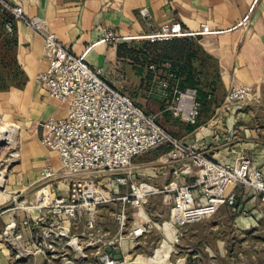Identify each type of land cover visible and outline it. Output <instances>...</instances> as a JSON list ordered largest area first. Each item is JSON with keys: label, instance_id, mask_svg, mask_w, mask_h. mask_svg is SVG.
Returning a JSON list of instances; mask_svg holds the SVG:
<instances>
[{"label": "crops", "instance_id": "0c3cea01", "mask_svg": "<svg viewBox=\"0 0 264 264\" xmlns=\"http://www.w3.org/2000/svg\"><path fill=\"white\" fill-rule=\"evenodd\" d=\"M4 1L12 6L20 5L29 19L44 20L64 48L77 57L82 56L89 66L102 69L104 81L120 92L129 94L135 104L145 112L159 113L158 123L164 124L167 133L176 134V138L180 140L195 141L213 160L231 161L243 155L254 162L257 168H262L263 172L262 119L257 118L253 106L248 104L228 107L224 105V100L232 87L247 86L254 90L255 95H263L261 87L264 83V0ZM142 9L147 10L148 20L140 15ZM246 17L247 26L244 27L242 21ZM172 23L180 24L182 30L188 34L200 32L202 25L208 26L209 30L208 34L187 37L195 44L197 54L202 58L200 65L204 68L192 72V76L212 80L215 70L218 79L213 98L200 112L196 128L174 119L169 112L163 111L164 106L150 94L154 85V73L148 67L164 61L165 50L168 49L161 47L152 50L149 48L150 44H180L181 38L171 42H152L147 37L157 33L162 25ZM13 26L15 58L30 87L23 94L0 93V102L5 100L14 114L25 117L27 125H31L23 145L26 152L34 154L35 167L39 174L46 166L57 169L59 161L58 155L44 148L41 142V124L49 118H63L67 105L50 98L42 87L39 89L33 83L35 76L46 67L41 38L22 22H14ZM209 65L212 67L211 71ZM4 138L6 137L0 134V140ZM229 146L233 149L229 150ZM252 146H255L254 152H251ZM171 160L170 154H166L158 158L136 161L123 174L102 173L84 178L87 185L96 184L104 194L108 191L114 197L113 202L97 208L99 228L104 234L113 236L112 240L118 243L115 251L106 250L112 258L125 259L127 263L128 259L149 258L158 244L153 245L155 248L152 246L149 255L141 252L138 247L141 248L146 241H164V230L168 225L177 232L169 222L175 196L169 186L174 182L179 185H193L196 173L183 171L185 165L181 161ZM121 175L126 181L116 182V177H122ZM131 184L146 190V208L157 203L154 209L152 208L154 214L147 215L143 209L130 203ZM57 185V191L64 193L63 195L68 193L63 196L67 198L70 192L68 186L61 181L57 182ZM193 191L195 195H199L198 190ZM50 192L47 193L49 202L60 197L59 193L56 195ZM228 194L235 196V211L223 206L222 210L219 209L223 216L214 218V228H223V242L221 244V241L213 239L212 244H209L211 251L207 257L204 254V257L210 264L216 262L214 258L232 253L230 249L227 251L225 248L228 241H245L253 235H258V239L263 237L261 235L264 233V207L259 196L251 194L241 185L229 189ZM151 207L153 206L149 208ZM81 211L87 210H80L74 218L79 217V232L84 223L80 218ZM31 214L37 218L42 212L34 210ZM117 214H123L126 218L125 228L123 223L118 225ZM163 218L166 219L162 220ZM21 230L25 237L29 236L26 228L21 226ZM136 231L140 234H135ZM220 244L223 246L222 251ZM170 253L167 257L169 264L181 262L182 255L173 262L172 258L170 260ZM7 256L8 250L0 246V264H6ZM210 259L212 260L209 261Z\"/></svg>", "mask_w": 264, "mask_h": 264}, {"label": "built area", "instance_id": "2783aa9c", "mask_svg": "<svg viewBox=\"0 0 264 264\" xmlns=\"http://www.w3.org/2000/svg\"><path fill=\"white\" fill-rule=\"evenodd\" d=\"M0 7L11 17V22L5 24L7 33H12L14 22H22L41 38L46 67L35 76V82L50 98L67 105L63 118H50L41 124V142L57 153L63 176H75L92 170L115 172L128 167L133 158L163 145L171 147L172 152L180 150L179 141L159 125V113L145 112L128 95L104 81L102 69L89 66L82 56L77 57L64 48L44 20L29 19L20 5L12 6L4 0H0ZM140 15L149 19L146 9L140 10ZM242 25L247 26V17ZM208 33L206 25L201 26L200 32L188 34L180 24L172 23L162 25L157 33L147 39L163 42ZM148 69L154 73L150 94L164 106L163 111L169 112L174 119L195 126L200 113L197 90L180 87L176 69L170 62L151 64ZM251 92L252 89L247 86L232 87L227 92L225 103H241L249 98ZM172 152L170 157H173ZM193 163L200 168L193 185L174 182L169 186L175 193L169 222L175 228L209 218L222 206L235 211V196L228 194V190L236 185L258 195L264 207V173L247 157L240 155L233 163L211 162L204 158ZM189 167V164L185 165V172H189ZM53 176L54 172L47 166L39 172L40 181ZM125 181L116 179L118 183ZM80 187L81 184H74L70 197H58L49 202L53 214L74 219L81 208L90 211L91 205L110 201L97 187L87 190L83 186L82 192ZM130 189V203L140 207L147 195L146 190L133 184ZM195 189L199 195L194 194ZM77 192H81V197H76ZM80 198L82 203L78 205L76 202ZM47 202L43 200L42 203ZM118 218L122 224L124 215L120 214ZM135 234L140 232L136 231ZM98 262L127 264L125 259H115L107 253L99 254Z\"/></svg>", "mask_w": 264, "mask_h": 264}, {"label": "rangeland", "instance_id": "374dc122", "mask_svg": "<svg viewBox=\"0 0 264 264\" xmlns=\"http://www.w3.org/2000/svg\"><path fill=\"white\" fill-rule=\"evenodd\" d=\"M15 73L14 51L10 50L5 44H0V93L11 94L14 92H21V94H23L28 90L30 84L26 76L23 81L18 77V74L15 75ZM10 77H12L13 80L5 81ZM19 82L22 84L21 88H10L5 90L7 83L19 84ZM33 83L39 89L41 88L34 80ZM261 88L263 90V95H255L254 90L251 88L252 92L247 100L233 104H227L224 100V105L228 107L248 104L253 106V108L256 109L257 118L262 119L263 127L261 128V132L264 138V83ZM126 95L132 99L129 94ZM254 113L255 112H253V114ZM26 120L25 117L14 114L5 100L0 102V134L6 137L0 140V246L8 250V256L5 257L6 264H99V254L107 253V249L115 251L118 243L112 240L113 236L104 234L99 228L97 208L101 205L104 206L113 202L112 199H114V197L100 186L103 191L105 190L108 193V196L106 195L107 193L105 194V198L110 201L100 205H91L90 211H81L80 218L84 220V223L83 229L79 232L77 229L79 217L76 219H66L61 215L53 214L48 205L49 195L47 193L52 190L51 192L53 194L57 195L59 193L60 197L67 196L68 193L63 195L64 193H60L56 190L59 187L57 185L59 181L65 183L70 191L74 184L77 185L80 183L82 184V187H80L81 192L84 190L83 186H86L88 190L97 185H87V183L84 182V178H88L95 174L100 175L102 173L123 174V172H126L136 161H142L153 157L158 158L170 154L172 148L163 145L149 150L133 159L128 167L120 168L115 172L92 170L81 172L75 176H63L58 161L57 169H52L54 176L49 180L40 181L38 171L35 167L34 154L26 152L23 145L24 137L31 127V125H27L28 122ZM160 126L166 130L163 123H161ZM190 127L196 128V125ZM258 130L260 131V128ZM168 134L177 139L180 143V150L171 153V156H173L171 157V161L177 160L178 162L181 161L184 165L189 164L190 167L188 171L196 173V175L200 168L193 163L194 160L204 158L211 162L222 161L225 163H233L237 158L231 161L213 160L210 158V154L207 152L205 153L195 141L180 140L176 138V134ZM254 147L255 146H252L251 152H254ZM261 147L264 151V139ZM44 148L46 147L44 146ZM46 149L57 155L56 152L48 148ZM230 149H233L232 146H229V150ZM185 170L187 169L183 167V171ZM260 170L262 171V168ZM28 173H30V175H28ZM121 176L122 177L116 178L124 179L123 175ZM69 190L67 191L69 192ZM81 192H77L76 197H81ZM68 197H70V192ZM43 200L48 201L47 204L42 205ZM146 200L145 197L139 208L141 210L143 209L142 211L147 215L154 214L152 208L154 209L157 203L151 204L150 206H153L151 208H149L150 206L146 208ZM76 203L81 205V198ZM144 208L146 209L144 210ZM219 209H221V207ZM219 209L209 218L192 223L193 225L188 224L176 228L177 232L172 230L169 225L167 227L165 226L166 228L164 231L166 239H164V241H146L141 248L138 247L141 252L149 255L151 249L153 247L155 248L153 245L158 244L159 246L157 245L153 254L149 258H137L136 260H130L127 256V264H169L167 262V257L170 252V260L172 258L173 262L178 260L177 257L179 255L183 256L181 262L177 264H210L206 259L211 251L209 244H212L213 239L221 241V244L223 242V228L221 226L217 227V229L214 228V218L216 216H223L221 212L222 209ZM34 210L41 211L42 215L34 218L31 214ZM80 210H83V208ZM155 210L157 209L155 208ZM90 213H92V215ZM117 215L120 216V214ZM164 219L166 218L162 220ZM125 221L126 218L123 220V228H125ZM117 223L120 226V221L117 220ZM21 226L28 230V237L24 236ZM256 236L257 237H255V235L252 237L249 236L245 241H238L237 239L230 242L228 241L227 243L229 245L227 244L225 248L227 251L230 249L232 253L224 257L219 256L214 258L216 260L214 264H264V233L261 235L263 237L259 239L258 235ZM221 244L220 251H222L223 247ZM78 248L79 250H77ZM230 252H228V254ZM204 254H206V257H204ZM211 260L212 259L209 261Z\"/></svg>", "mask_w": 264, "mask_h": 264}, {"label": "trees", "instance_id": "16d2710c", "mask_svg": "<svg viewBox=\"0 0 264 264\" xmlns=\"http://www.w3.org/2000/svg\"><path fill=\"white\" fill-rule=\"evenodd\" d=\"M7 22H11V17L0 7V44H5L8 48H10V50L14 51V65L16 70L15 75L18 74V77L24 81L25 75L15 58L16 42L13 38L14 26L12 33H7L5 31V24ZM180 38V44H150L149 48L152 50H158L161 47L163 49L168 47V49L165 50L166 59L161 63L170 62L172 64V66L176 69V74L182 89L193 88L197 90L201 112L203 108L212 100L214 92L216 91V86L218 85L217 74L214 70L212 80H208L206 78H194V76L191 74L192 72L196 71L197 69H204L200 65L202 58L199 56V54H197L198 50L196 49L195 44L192 43L189 38ZM176 39L178 38L163 42H171ZM211 69L212 67L209 65V71H211ZM11 79L12 77L6 79L5 81H11ZM21 87L22 84L20 82L19 84L7 83L5 90ZM196 126H198V124H196Z\"/></svg>", "mask_w": 264, "mask_h": 264}]
</instances>
